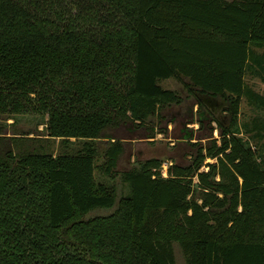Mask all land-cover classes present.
Segmentation results:
<instances>
[{"label": "trees", "instance_id": "obj_1", "mask_svg": "<svg viewBox=\"0 0 264 264\" xmlns=\"http://www.w3.org/2000/svg\"><path fill=\"white\" fill-rule=\"evenodd\" d=\"M246 72L264 84V0H0V119L45 114L42 135L80 141L24 152L0 126V264H174L173 244L184 264H264V119L237 120L264 97ZM187 99L208 141L189 163L117 171L107 132H151Z\"/></svg>", "mask_w": 264, "mask_h": 264}, {"label": "rangeland", "instance_id": "obj_2", "mask_svg": "<svg viewBox=\"0 0 264 264\" xmlns=\"http://www.w3.org/2000/svg\"><path fill=\"white\" fill-rule=\"evenodd\" d=\"M246 85L254 92L264 97V84L254 75L246 72L244 76ZM158 85L164 89L175 90L182 98L185 97L183 85L173 78L163 79L158 81ZM187 101V102H186ZM182 102L180 106L171 107L169 110L163 111V117L153 119V123L147 126L152 127V131L145 127H134L130 124L122 125L115 130H109V133L115 139H118L122 145V152L116 162V170H126L132 166L135 161H142L147 158H157L161 161V173L164 175L166 165L169 163L185 166L195 153V147L192 144L198 145L207 144V129L202 128L197 130V124L191 123L187 119L195 118L192 112L195 106H192L191 112L185 113V104L193 105V101L187 99ZM264 119V111L256 109L247 103L245 97L241 98L239 104L238 123L250 122L251 119ZM46 119V115L38 116L36 114L25 113L22 115H15L6 120L0 119V126L3 136L15 135L20 142L15 144L14 150L29 151L41 150L51 153H57L63 150H70L76 147L80 141L68 138V140H59L57 138H46L41 134V123ZM170 121V122H169ZM211 126L215 127L214 123ZM161 129L162 132H158ZM184 129H191V138L186 139L182 137ZM153 133V134H152ZM152 134V137H149ZM213 138H218V131L215 129L211 132ZM101 144V142H98ZM75 144V145H74ZM102 145V144H101ZM213 160L205 158L203 164L212 162ZM203 166L200 167L202 169ZM94 177L97 180H102L114 189L115 199L120 194H124L126 189L116 178L108 179L106 176L100 175L97 171L94 172ZM110 210H96L89 214L103 215ZM174 264H184L183 256L176 244H173Z\"/></svg>", "mask_w": 264, "mask_h": 264}]
</instances>
